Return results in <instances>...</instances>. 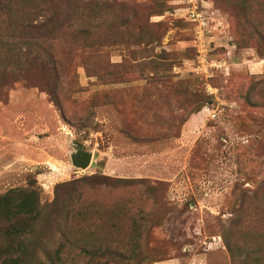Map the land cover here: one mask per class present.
<instances>
[{
  "label": "rangeland",
  "instance_id": "374dc122",
  "mask_svg": "<svg viewBox=\"0 0 264 264\" xmlns=\"http://www.w3.org/2000/svg\"><path fill=\"white\" fill-rule=\"evenodd\" d=\"M81 3L49 70H0V196L34 189L57 221L59 194L87 215L59 224L75 237L64 264L90 263L84 240L120 264H242L227 244L264 236V0ZM54 219L36 236L52 254Z\"/></svg>",
  "mask_w": 264,
  "mask_h": 264
},
{
  "label": "trees",
  "instance_id": "16d2710c",
  "mask_svg": "<svg viewBox=\"0 0 264 264\" xmlns=\"http://www.w3.org/2000/svg\"><path fill=\"white\" fill-rule=\"evenodd\" d=\"M73 1L72 5V0H0V70L11 75L24 72L33 65L49 70L44 64L50 65L53 61L54 49L51 45L58 40V31L81 23V2L90 0ZM86 34L87 30L81 27L71 35L85 39ZM44 56L45 63L42 64ZM116 182L130 184L133 181L116 179ZM38 197L34 189H11L0 196V264H45V261L64 264V257L72 254L69 249L73 248L74 234L69 227L65 229L59 224L71 226L84 221L80 219L88 218L87 215L69 210L71 202L60 206L62 198L57 194L53 205L56 210L61 207L64 216L55 221L53 216L41 210ZM95 214L103 225L109 222L103 213ZM47 219H54L56 228L61 231L54 240L56 248L53 254L47 248L52 241L42 245L36 239L39 232L46 235ZM77 245L80 251L78 257L88 260L89 264H120L125 260L107 244L89 248L88 241L84 240L77 241ZM227 246L233 258L242 256V264H249V260L253 264H264V236L253 238L247 247L229 243ZM40 250L45 255L44 262L39 260ZM53 255L57 263L53 261Z\"/></svg>",
  "mask_w": 264,
  "mask_h": 264
},
{
  "label": "water",
  "instance_id": "95a60500",
  "mask_svg": "<svg viewBox=\"0 0 264 264\" xmlns=\"http://www.w3.org/2000/svg\"><path fill=\"white\" fill-rule=\"evenodd\" d=\"M71 160L74 167L84 170L91 165L92 153L84 151L82 147H76Z\"/></svg>",
  "mask_w": 264,
  "mask_h": 264
}]
</instances>
